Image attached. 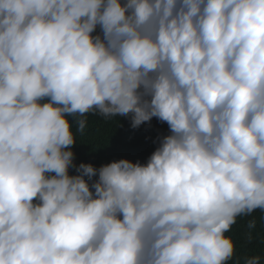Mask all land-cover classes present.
<instances>
[{"label":"clouds","instance_id":"obj_1","mask_svg":"<svg viewBox=\"0 0 264 264\" xmlns=\"http://www.w3.org/2000/svg\"><path fill=\"white\" fill-rule=\"evenodd\" d=\"M89 113L170 134L76 166ZM257 209L264 0H0V264H228Z\"/></svg>","mask_w":264,"mask_h":264},{"label":"trees","instance_id":"obj_2","mask_svg":"<svg viewBox=\"0 0 264 264\" xmlns=\"http://www.w3.org/2000/svg\"><path fill=\"white\" fill-rule=\"evenodd\" d=\"M123 2L124 0H121V3ZM98 33L99 28L94 35ZM68 119L73 124L72 130L76 137V143L71 147L74 153L73 163L76 166L84 163L98 169L121 159L146 164L159 146V138L170 134L167 123L155 117L133 129L130 117L105 118L89 113L86 115L83 133L76 132L72 117ZM76 174L74 168L69 169V175ZM85 179L87 180V177ZM96 179L97 177H93V181ZM253 222L255 227L249 228V224ZM225 235L230 237L235 245L234 257L228 264H243L245 258L264 255V212L257 209L249 216L238 217L237 222Z\"/></svg>","mask_w":264,"mask_h":264}]
</instances>
